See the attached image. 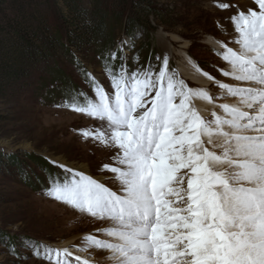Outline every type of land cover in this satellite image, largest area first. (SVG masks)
I'll return each mask as SVG.
<instances>
[{"label": "snow or ice", "instance_id": "1", "mask_svg": "<svg viewBox=\"0 0 264 264\" xmlns=\"http://www.w3.org/2000/svg\"><path fill=\"white\" fill-rule=\"evenodd\" d=\"M215 6L233 13L238 48L218 42L214 55L223 62L215 71L234 83L189 61L213 89L190 87L166 51L156 66L130 69L127 40L104 56L107 87L78 64L90 93L76 89L55 107L96 121L76 131L110 158L94 177L46 157L65 176L50 178L45 194L100 223L74 246L80 251L107 264H264V0ZM26 248L45 264H93L67 248L32 240ZM9 254L25 264L19 250Z\"/></svg>", "mask_w": 264, "mask_h": 264}, {"label": "rangeland", "instance_id": "2", "mask_svg": "<svg viewBox=\"0 0 264 264\" xmlns=\"http://www.w3.org/2000/svg\"><path fill=\"white\" fill-rule=\"evenodd\" d=\"M154 1L161 10L159 19L151 18L150 24H146L126 17L113 26L112 42L107 47L101 44L98 52L86 59L78 57L79 66H90L107 87L109 81L102 75L105 55L127 40L135 44L128 52L130 69L146 67L149 63L156 66L155 58L166 51L159 40L164 36L171 53L169 68L180 74L182 59L174 57L178 45L170 41L176 36L186 43L191 57L204 71L214 72L217 79L233 83L215 71L223 62L214 55L219 51L209 45V41L215 39L223 40L230 47L236 45L231 42L234 34H229L232 11H221L215 6L223 0ZM217 22L223 24V28H219ZM116 63L119 64V60ZM56 68L52 75L37 71L32 87L16 99L0 100V145L9 146L7 154L0 150V160L5 163L0 167V264H18L9 249L22 252L27 257L25 264H45L27 251L29 240L53 248H67L74 255L95 262L93 256L74 246L80 244L87 233L98 235L96 229L100 223L89 222L88 217L46 196L49 179L65 176L64 170L52 165L46 157L63 159L70 166L89 163L91 175L96 177L100 175L96 169L102 161L109 160L110 154L76 131L95 127L96 121L70 109L55 107L66 99L71 101L76 89L83 88L90 93L82 83L77 63L63 59Z\"/></svg>", "mask_w": 264, "mask_h": 264}, {"label": "trees", "instance_id": "3", "mask_svg": "<svg viewBox=\"0 0 264 264\" xmlns=\"http://www.w3.org/2000/svg\"><path fill=\"white\" fill-rule=\"evenodd\" d=\"M37 1L0 0V100L24 94L37 71L52 75L63 59L81 65L126 17L150 24L161 14L154 0Z\"/></svg>", "mask_w": 264, "mask_h": 264}, {"label": "bare ground", "instance_id": "4", "mask_svg": "<svg viewBox=\"0 0 264 264\" xmlns=\"http://www.w3.org/2000/svg\"><path fill=\"white\" fill-rule=\"evenodd\" d=\"M239 2L241 4H244V3H247L248 0H239ZM159 40H160L161 45H162V42H163L164 49H166L167 54L170 55L171 53H169V50L167 49V44H169L167 38L164 37V36H160ZM170 41L172 43H175L176 45H178V49H177L178 51L175 52L174 57L176 56V58H181L182 59V60H180L181 61V68H180V72H181L180 74L181 75L179 74L180 78L184 79L185 82L188 83V85L190 87H202V88H205V89L212 90L213 89V85L210 82H208L205 77L200 76L198 73H196L195 70L192 68L191 64L189 63V61H191V62L195 63L197 66H199L200 68L203 69V66H201V64H199L196 60H194L191 57L190 52L188 51L189 49L186 46V43H184L183 41H180L179 38L176 37V36H173L170 39ZM218 42H223V40H220V39L219 40H217V39L210 40L209 41V43H210L209 45L212 46V48L214 47V49H216L217 51H222V49L220 47V44ZM231 47H233L235 49V48H238V45L231 46ZM210 73L212 75L216 76V78H217L218 75L216 73H214V72H210ZM228 81L232 82L230 80H228ZM229 102H232V101H229ZM197 106L200 108V110L202 111L203 115H205V117H208V109H209L210 106H208L205 102H201V101L197 102ZM108 154H110V152ZM60 160L65 162L63 159H60ZM71 166L76 168V169H78V170H85L87 172V174L91 175V169H90L89 163L79 164V165L72 164ZM88 220H90L89 222H94V220H92L89 217H88ZM87 234H89V233H87ZM67 244L68 243H65L64 246H67ZM87 254H89V253H87ZM93 257H94L95 262L99 261L100 264H107V262L104 260V258L100 254H96ZM95 262L93 261V264H95Z\"/></svg>", "mask_w": 264, "mask_h": 264}]
</instances>
